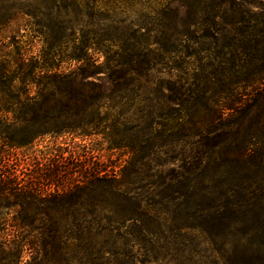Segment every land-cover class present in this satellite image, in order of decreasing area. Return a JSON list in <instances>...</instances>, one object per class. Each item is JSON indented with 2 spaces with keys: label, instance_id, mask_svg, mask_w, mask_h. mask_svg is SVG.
Returning a JSON list of instances; mask_svg holds the SVG:
<instances>
[{
  "label": "trees",
  "instance_id": "trees-1",
  "mask_svg": "<svg viewBox=\"0 0 264 264\" xmlns=\"http://www.w3.org/2000/svg\"><path fill=\"white\" fill-rule=\"evenodd\" d=\"M18 22L40 49L0 40V264H264V0H0ZM64 134L127 158L11 161Z\"/></svg>",
  "mask_w": 264,
  "mask_h": 264
},
{
  "label": "rangeland",
  "instance_id": "rangeland-1",
  "mask_svg": "<svg viewBox=\"0 0 264 264\" xmlns=\"http://www.w3.org/2000/svg\"><path fill=\"white\" fill-rule=\"evenodd\" d=\"M221 2V9L230 6V0H206L208 4H215ZM261 8L260 4H254L252 6L253 11H259ZM16 36L23 44V55L26 54H37L40 49V43L35 35L32 34L31 30L23 26L22 22L18 24H12L3 28L0 31V40L5 42L10 37ZM110 143L108 138L102 134L91 135V136H75L72 134H64L61 136L47 135L42 139L36 141L33 147L24 153L22 150L14 151L12 162L16 163L18 169L25 172H38V167L47 162L49 157H57L56 154L62 152L64 156L68 155L69 151L74 150L78 154H86V156H92L93 160H100L109 165V167L119 166L123 163V160L127 158L126 154H119L118 151L112 150L109 146ZM16 158V159H15ZM88 161V160H87ZM82 163L80 160L77 162ZM75 164V163H74ZM52 188V187H51ZM27 254L23 256V261L27 258ZM104 263L106 264L105 260ZM15 264V263H12Z\"/></svg>",
  "mask_w": 264,
  "mask_h": 264
}]
</instances>
